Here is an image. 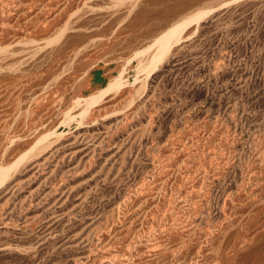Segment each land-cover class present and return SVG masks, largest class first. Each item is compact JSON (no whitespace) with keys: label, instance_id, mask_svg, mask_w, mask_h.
Wrapping results in <instances>:
<instances>
[{"label":"rangeland","instance_id":"rangeland-1","mask_svg":"<svg viewBox=\"0 0 264 264\" xmlns=\"http://www.w3.org/2000/svg\"><path fill=\"white\" fill-rule=\"evenodd\" d=\"M0 264H264V0H0Z\"/></svg>","mask_w":264,"mask_h":264},{"label":"bare ground","instance_id":"bare-ground-1","mask_svg":"<svg viewBox=\"0 0 264 264\" xmlns=\"http://www.w3.org/2000/svg\"><path fill=\"white\" fill-rule=\"evenodd\" d=\"M201 13L196 14L188 19L183 20L180 24L173 26L166 32H164L157 41L153 44V48H156V53L154 54L153 58L150 60L147 68L145 69L147 76L153 72L157 66L164 61L166 56L169 54L173 45L176 44L180 37L182 36L186 27L193 21H198L200 18ZM121 79L113 81L112 84L109 86V90H113L120 86ZM7 170H3L1 172V177L5 175Z\"/></svg>","mask_w":264,"mask_h":264}]
</instances>
